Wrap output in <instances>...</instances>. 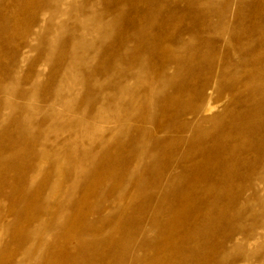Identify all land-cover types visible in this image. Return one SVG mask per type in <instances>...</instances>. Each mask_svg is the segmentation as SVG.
Returning a JSON list of instances; mask_svg holds the SVG:
<instances>
[{"label":"rangeland","instance_id":"rangeland-1","mask_svg":"<svg viewBox=\"0 0 264 264\" xmlns=\"http://www.w3.org/2000/svg\"><path fill=\"white\" fill-rule=\"evenodd\" d=\"M262 84L264 0H0V264H264Z\"/></svg>","mask_w":264,"mask_h":264},{"label":"bare ground","instance_id":"bare-ground-1","mask_svg":"<svg viewBox=\"0 0 264 264\" xmlns=\"http://www.w3.org/2000/svg\"><path fill=\"white\" fill-rule=\"evenodd\" d=\"M149 3H150V2H149ZM97 23L99 24V21H97ZM100 25H101V24H99V26H100ZM120 45H122V44H120ZM120 47H121V46H120ZM169 47H170V46H169ZM260 76L262 77L263 75H260ZM254 77H255V78H258V77H256V76H253V75H252V76L249 77V79H250V78H254ZM158 79H159V80L162 79L163 82H164V84L167 85V84H169V83L171 82V80H172L173 78H172V79H171V78H167V77H164V75L161 74V75H159ZM260 80H261V79H260ZM262 85H263V84H262ZM263 86H264V85H263ZM215 87H216V86H215ZM251 88L253 89V87H251ZM119 90H120V92H123V91L125 90V87H124V86H120V87H119ZM152 91H153V90H152ZM152 91H151V89H150V93H153ZM253 92H255V90H254ZM259 93H260V91H259ZM261 93H262V92H261ZM127 105H128V104H127ZM214 108H215L214 106H211V105L207 102L203 107H201V109H200V113H201V114H205V115H206V114H210V113L214 110ZM195 109H197V108H195ZM124 110H125V109H124ZM101 116H102V115H101ZM218 120H219V119H213V120H211V121L214 123V125H216V124H218ZM183 165H184V164H183ZM193 169H194V168H193ZM194 173H195V172H194ZM213 232H214V231H213ZM216 232H217V231H216ZM203 235H204V234H203ZM204 236H205V235H204ZM59 255L62 257L63 254L60 253V254H58V256H59Z\"/></svg>","mask_w":264,"mask_h":264}]
</instances>
